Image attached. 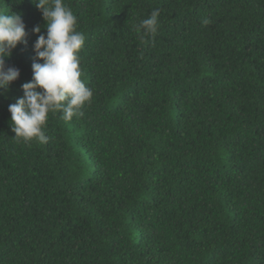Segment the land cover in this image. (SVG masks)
<instances>
[{"label": "trees", "instance_id": "1", "mask_svg": "<svg viewBox=\"0 0 264 264\" xmlns=\"http://www.w3.org/2000/svg\"><path fill=\"white\" fill-rule=\"evenodd\" d=\"M64 2L93 98L24 144L8 108L45 21L0 0L27 33L0 90V264H264V0Z\"/></svg>", "mask_w": 264, "mask_h": 264}, {"label": "clouds", "instance_id": "2", "mask_svg": "<svg viewBox=\"0 0 264 264\" xmlns=\"http://www.w3.org/2000/svg\"><path fill=\"white\" fill-rule=\"evenodd\" d=\"M22 3L23 0H16ZM41 11L46 35L41 27L33 28L37 35L34 43L35 58L32 64V80L24 83L23 97L10 104V126L14 139L24 144L47 143L45 134L49 114L61 113V119L71 121L84 115L82 109L90 104L93 90L81 79L79 52L85 35L77 30V17L64 0H32ZM9 9V8H8ZM161 10L153 9L148 18L135 26L143 41L155 36L159 27ZM211 21L203 20L206 26ZM25 24L20 14L0 11V90H8L18 79L19 70L5 66L18 44H27ZM38 61H43L40 63Z\"/></svg>", "mask_w": 264, "mask_h": 264}]
</instances>
